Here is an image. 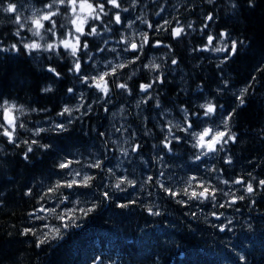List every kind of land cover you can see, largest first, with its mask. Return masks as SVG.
<instances>
[{"label": "trees", "instance_id": "16d2710c", "mask_svg": "<svg viewBox=\"0 0 264 264\" xmlns=\"http://www.w3.org/2000/svg\"><path fill=\"white\" fill-rule=\"evenodd\" d=\"M8 2L16 5L22 21L25 18L30 21L33 13L43 10L44 4L49 3L50 0H0V4L4 7ZM121 3L122 7L128 8L127 12L120 13L124 23L116 25L113 21L109 25L112 31L108 32L104 30L103 24L96 22L100 35L87 37L90 44L88 54L92 56V59L88 60L87 55L81 57L82 61H87L82 63L83 74L90 76L103 72L108 60H112L113 63H119L120 60L126 62V58L131 56V53L119 51L125 47V44H118L117 41L127 39L140 43L142 42L141 33L148 32L152 44L159 41L160 46L145 45L144 49L138 53L140 60L120 70L119 75L122 78L120 82L127 81L131 94L134 95L129 98L127 92L113 87L110 92V103H105L103 100L93 103L96 97L102 94L96 92L94 88H88L81 82L78 74L69 71L73 60L60 48L57 51L62 53V57L57 56L56 51L31 53L24 51L19 45V38L13 35L18 29V25L14 23L15 14L0 11V40L3 41V46L8 47L12 43H17L21 47L19 53H0V94H2L0 98L8 99L25 108V114L20 117V120L25 122L26 127L29 129L32 123L37 122L39 125L35 123L37 126L31 129L49 128L51 121L62 118L55 116L58 109L62 110L65 106L74 108L81 103V95L84 97L85 105L92 104V110L85 116H81L80 112L73 113L79 119L69 125L68 133L57 136L53 132H44L40 137H32L31 132L21 129V138L39 139L41 143L54 145L47 151L35 149L34 146V152L29 154L30 159L27 161L23 158V145L18 148L8 144L6 138L0 137V264H126L131 262L133 264H157L162 261V264H190L189 261L194 264H250L249 259L253 254L260 257V260L254 264H264V252L251 249L259 244L264 247L262 236L264 235V226H262L264 223V191H258L255 195L254 199H258V202L254 204V210L248 209L244 204V202L250 203L249 198L237 201L236 204L224 207L222 210L220 207L214 209L213 202L210 200L201 203L188 200L182 195L172 198L154 182L157 178L163 181L168 175H175V181L167 186L180 191L186 186L183 181L196 175L213 187L228 191V187L219 183L222 179L232 180L236 177H243L245 180H250L248 173L257 177V180L264 179V0H252V6H249L248 0H214V3H209L208 0H137L135 4L132 0H121ZM233 4L236 5L235 8L232 7ZM116 11L118 10L111 9L112 13ZM208 15H212L215 18L214 21H208ZM54 19L58 25H65L64 28H58V35L67 33L72 27L69 23L70 13L58 15ZM103 19L107 21L108 17H103ZM143 20L154 26L169 20L171 27H176L178 20L180 25L184 26L185 33L179 38H173L170 34L171 27L168 25H165L166 30L156 32L155 28L149 29L142 22ZM88 23L91 24L93 21L89 20ZM129 24L131 27L128 26ZM205 24L208 27L202 33L201 29ZM222 31L229 33L231 39L243 40L245 43L240 47L237 55L218 68L214 67L212 62L215 58H222L224 54L204 52L199 49L205 46L207 34L218 36ZM21 35L28 41L36 40L42 44L50 37V34H44V41H39V38L33 37L27 29L22 30ZM55 39L52 38V41ZM81 39L85 38L81 37ZM105 40L108 41L107 44L104 43ZM100 48L105 51L100 52L98 50ZM113 48H116L118 53L110 51ZM173 60L176 61L175 64L172 63ZM150 62L159 65V68L153 70L144 67ZM49 67L56 68L60 72V77L57 78L48 72ZM253 76L256 77L255 81H252ZM157 77L158 81L149 90L152 98L148 99L147 94L140 92L139 85L152 82L153 78ZM225 81H227V87H233L238 92L250 82L253 84L245 95V102L242 106L237 107L239 101L236 95L232 98L235 103H230L229 99L219 100L218 93L226 94ZM48 87L51 91L45 92L44 89ZM69 88L73 89L72 93L68 92ZM218 89L220 91H217ZM226 96L228 97L227 94ZM250 96L255 97L254 102L247 99ZM142 98L147 100V103L143 102ZM208 101L218 107L214 114L206 117L199 105ZM105 107L108 111H105ZM231 107L232 109L237 107L239 111L241 110V114L234 113L230 123L232 131L236 133L237 142L225 145V151L218 155L209 154L201 161L193 162L192 156L195 150L189 142L191 137H187L183 143H173L172 152L163 148L162 139L167 130L168 121L173 123L182 121V108L188 109L192 114L190 119L198 125L196 129L199 131L203 127L214 128L219 125L223 110H231ZM32 109H37V111H32ZM153 110L158 115L154 121H150L148 114ZM84 111L86 108L81 109V112ZM196 113L199 114V119ZM134 114L139 115L138 122L126 119ZM34 115L37 118L32 119V122L29 117ZM62 119L67 120L68 117ZM143 123L147 124V128L153 124L155 129L149 128L147 133L142 132ZM121 126H123L122 131L116 132L115 129ZM162 127L164 131L161 130ZM100 132H104L105 136L100 137L98 135ZM148 132H155V134L150 135ZM176 134L184 136V133L179 131H176ZM143 140L146 145L142 144ZM136 143L140 144V148L137 152H132L130 145L134 146ZM121 149H128V156L122 155ZM105 154L107 156L104 160L105 169L110 167L117 176L124 174L134 181L139 178L135 186L139 192L135 198L132 195L136 192V188H129L125 185L127 191L120 192L112 188L111 195L115 196L105 201L97 185L109 182L114 184L115 177H110L113 180L111 181L107 171L104 173L98 169L84 168L83 171L96 177L92 181V186L83 188V190L74 188V190L61 189V191H64L65 195L72 196L69 198L73 203L68 204V208L73 207L75 202L79 201L80 207L95 204L96 208L93 212L87 216H81L77 212L78 218L75 223L79 225L66 229L61 226L59 220L52 216L44 221L29 222L28 213L40 206L37 201L42 190H46L47 186L55 183L60 176L59 170L55 167L60 159L67 156L86 163L96 157L103 158ZM159 154L164 157L163 166L158 162ZM225 156L231 157V164L224 162ZM6 159L9 160L6 161ZM120 159L126 165L128 164L127 171L131 170L130 173L125 171L120 175L117 169ZM74 167H79V165H74ZM213 167L217 170L216 172L211 170ZM163 170L165 175L160 176ZM136 175L141 177L136 178ZM149 175L153 176L154 181L144 183L142 189L141 183ZM253 183L255 185L256 181ZM239 187V185H234L232 191ZM28 188L33 190L32 197L24 194ZM141 191H145V196L139 194ZM121 193L124 199H121ZM146 194L150 195L151 201H141ZM220 194L222 193H217L216 202L218 204L229 199ZM241 194L243 192H236L237 196ZM177 199H183L187 203L177 204ZM130 201H135V203H129ZM120 204H128V207L122 208ZM54 206V201L46 204V207ZM61 207L65 206L61 205ZM149 207L153 211L158 210L160 215H149L146 210ZM237 208L242 211L241 216L239 211H236ZM168 209H171L173 213L177 211L185 223L173 217ZM216 209L221 211L217 212ZM57 210L60 211V209ZM212 211L216 215L225 211L221 216L224 220L221 217L219 220L215 219ZM192 213L195 215L193 216ZM235 214L238 215L235 216ZM37 215H43V213H37ZM249 215H258L253 220L263 222L260 226L261 232L256 228H248L249 230L243 232L236 230L238 227L245 228L244 223L248 224ZM228 219L231 220L232 225L228 223ZM45 224L61 226L62 239L50 241L48 245L38 248L36 247L38 240L35 236L26 237L22 234L25 227L34 230L42 227L43 231H47L44 228ZM217 224H227L228 227L220 232L218 227L214 226ZM193 226L195 229L191 231ZM140 227L144 233L146 232L145 237L138 235L137 229ZM186 230V235L188 234L186 238L176 240L180 232ZM253 230L257 236L262 234L254 238V234L251 233ZM259 237L262 238L261 241ZM110 241H112L111 244H109ZM198 241L205 242V244L200 246ZM168 245L176 247L173 257L165 254V247L167 246V249ZM241 257L244 258L243 261Z\"/></svg>", "mask_w": 264, "mask_h": 264}, {"label": "snow or ice", "instance_id": "6c2138e0", "mask_svg": "<svg viewBox=\"0 0 264 264\" xmlns=\"http://www.w3.org/2000/svg\"><path fill=\"white\" fill-rule=\"evenodd\" d=\"M133 4L137 2V0H132ZM209 3H214V0H208ZM249 6H252V0H248ZM110 6V7H109ZM233 8L236 7L235 4L232 5ZM65 11H61V10ZM111 9H117L118 11L112 13ZM0 11L15 14L14 23L18 25V29L14 36L19 38V45L22 46V49L28 53L34 51H47L53 52L56 51V55L62 57V53L57 51L59 48H63L67 54L73 58L72 66L69 68L70 72L78 74L80 76V80L84 83L88 88H94L96 92L101 93V96H97L93 103L99 102L103 100L105 103H110V92L113 87H118L120 90L127 92L131 95V89L127 81H121V76L119 75L120 70L125 69L129 64H135L140 60V53L145 45H150L153 47H159L160 42L157 41L155 44H152V40L149 37L148 32L141 33V41L140 43H136L127 39L117 41V43L125 44L123 49L119 51L122 52H130L131 56L126 58L125 60H120L119 63H113L112 60H108L104 67L105 70L103 72H97L94 75H84L82 63H86L87 61H82L80 53L84 52L87 55V59L91 60L92 56L88 54L87 50L90 48L89 41L87 37L89 36H98L100 32L96 26V22L104 25V30L111 32L112 28L109 27L114 21L116 25H122L124 23V19L121 16V12H127L128 8L122 7L121 0H50L49 3L44 4L43 10H38L33 13L32 18H25L23 21L19 13L17 12V7L14 3L8 2L7 6L4 7L3 4H0ZM70 13L69 23L71 24V28L67 31V33H60L58 35V28H64L65 25L57 24V21L54 19L58 15H66ZM159 15V13H157ZM103 17H108V20L105 21ZM214 17L212 15L207 16L208 21H214ZM91 20L93 23L89 24L88 21ZM147 25L149 29L155 28L156 32H160L161 30H166L165 25L171 27V22L169 20H165L163 24L154 26L152 23H148L146 20L142 21ZM177 26L171 27V35L173 38H179L182 34L185 33L184 26L180 25V22L176 21ZM131 27V24L128 25ZM191 27V25H188ZM208 25L205 24L204 28L201 29V32L204 33L205 28ZM27 29L28 32L32 34L33 37L39 38L40 41H44V34H50L49 40L45 41L43 44L37 42L36 40L28 41L24 36L21 35L22 30ZM84 37L85 39H81ZM52 38H56L55 41H52ZM107 40L104 41L107 44ZM243 40H233L230 37V34L227 32H220L219 35L207 34L206 36V44L203 48L199 49V51H212L216 53L224 54L220 59V63L217 65L219 68L221 64L227 63L234 55H237L240 47L244 45ZM219 45V46H216ZM18 46L17 43H12L8 47L3 46V41L0 40V53H8V52H16L19 53L21 51V47ZM165 47H167L165 45ZM100 52L105 51V49H98ZM195 50V49H194ZM112 52L118 53L116 48L110 49ZM119 60V55L117 56ZM173 64L176 63L175 60L172 61ZM146 68H151L153 70L158 69L159 65L151 63L149 65H144ZM48 72L52 73L57 78L60 77V72L57 71L54 67H49L47 69ZM135 74V73H133ZM130 79V77H129ZM256 77H252V81H255ZM158 81L157 78H153L152 82L149 83H141L139 85V89L141 93H145L148 96V99H151L150 89L153 88V84ZM162 83V81H160ZM225 87L228 86L227 81L224 82ZM253 87V84L250 82L245 87H243L238 93H234L236 95L237 100L239 101L237 107L242 106L244 104V97L249 92V90ZM45 92L51 91V88H45ZM220 91V89H218ZM69 93L73 92L72 88L68 89ZM2 95V94H0ZM81 103L76 105L74 108H70L65 106L60 112L57 113L59 117H65L67 115V120L60 121H51L49 128L38 127L36 129H28L24 121L20 120V117L25 114V108L21 105L18 106L13 102H10L8 99L0 98V137L6 138L8 144L14 145L16 147L24 146L23 158L27 161L30 159L31 153L34 152L35 149H43L45 151L54 147L52 143H41L39 139H28L21 138L20 130H24L25 132H31L32 137H40L41 133L44 132H53L57 136L63 133L69 132V125L73 124L75 120L79 119V117H75L73 115L74 112H80L81 116L87 115L88 112L92 110V104L85 105L84 97L81 95L80 97ZM143 100V98H142ZM143 102L147 103V100H143ZM139 107V102L137 104ZM157 107H159V103H157ZM201 109L204 110V116H210L217 111V105L213 104L211 101H208L204 104L199 105ZM222 108V106H219ZM82 108H86V111L81 112ZM32 111H37V109H32ZM105 111H108L107 107H105ZM181 112L183 113V120L173 123L172 121H168L167 130L163 136L162 144L163 148L167 149L168 152H172L173 143L180 144L186 141L187 137H191V147L194 149V153L192 156L193 162L201 161L203 157L209 156V154L218 155L220 152L225 151V145L237 142L236 133L232 131L230 123L233 119V113L235 109L231 112L226 113L222 118L219 125L216 127H203L199 131L196 130L198 125L190 119V114L188 109L182 108ZM197 119H199V114H195ZM123 126L116 128V132H121ZM164 131V128H161ZM126 131V129H124ZM176 131L184 133V136H180L176 134ZM100 137H104L105 133H98ZM133 137L135 134H132ZM113 143H117L113 141ZM128 143V141H125ZM105 146L107 143L105 142ZM132 152H137L140 148V144L136 143L134 146L130 145ZM155 147V145H154ZM121 154L124 156H128V149H121ZM107 159V156L103 158L96 157L93 160L82 163L81 160L75 158H68L67 156L60 159L59 163L55 165V167L59 170L60 176L56 179L55 183L49 184L46 190H42L37 203L40 205L35 211L28 213L30 217L29 222L33 221H44L49 216L54 217L56 220L61 222L63 228L78 226L75 221L78 218L76 213L79 212L81 216H87L91 212H93L96 208L95 204H91L87 207H80L79 201H76L74 206L68 208L67 205L73 203L69 195H65L61 189H74V188H89L92 186V181L95 180V176L89 174L88 172L83 171L84 168L88 169H98L101 172L107 171L109 177H115V183H107L103 185H97L100 189L101 194L103 195L105 200H111V189L115 188L120 192L127 191V187L135 188L136 182L132 179H129L127 175L117 176L116 172L112 168L105 169L104 160ZM224 162L226 164H231L232 159L230 156H225ZM164 157L160 156L158 162H160L163 166ZM74 165H79V167H74ZM213 172L217 170L213 167L211 169ZM164 172H160V176H163ZM251 177L250 180H245L243 177H236L232 180H221L226 187H228V191H224L223 189H217L209 184L207 181L197 177L196 175H192L188 177L183 183L186 185L180 191H177L174 188L167 187L161 180L156 179L154 181L153 176L149 175L146 177L144 181L141 183V188H143L144 183L155 182L159 184L160 188L164 193L169 195L172 198H176L178 195L186 196L188 200L191 201H199L203 203L204 201H212L213 207H230L237 203V201H243L246 198L251 199V203L254 205L256 203L254 197L258 193V191H264V179L257 180V177L253 176L251 173L247 174ZM253 181H256L254 185ZM234 185H239V188H236L235 191H232V187ZM242 191L243 194L237 196L236 192ZM222 193L224 196L229 197L228 200L224 201V203H217V193ZM26 196L32 197L34 195L32 188H28L25 193ZM54 201V207H46V204ZM43 202V203H41ZM129 203H135V201H130ZM177 204H186L187 201L183 199H177ZM61 205H64V208H60ZM120 207H128V204H120ZM57 209H60L58 211ZM149 215L159 216L160 212L153 211L151 207L146 209ZM236 211H239L237 208ZM37 213H43V215H37ZM194 216L195 213H192ZM215 219L219 220L223 213L220 215H216L215 212L212 213ZM231 223V220L228 221ZM218 227L220 231H224L227 225H214ZM44 228L47 231L34 230L33 228L25 227L22 230V234L24 236L32 235L35 236L38 240L36 247H41L42 245L48 244L50 241H55L58 239H62V228L61 226L56 225H48L45 224ZM243 257L241 260L243 261Z\"/></svg>", "mask_w": 264, "mask_h": 264}, {"label": "bare ground", "instance_id": "6f19581e", "mask_svg": "<svg viewBox=\"0 0 264 264\" xmlns=\"http://www.w3.org/2000/svg\"><path fill=\"white\" fill-rule=\"evenodd\" d=\"M139 2H140V1H139ZM239 54H240V53H239ZM238 57H239V56H238ZM220 59H221V58H219V57H218V58H215L214 61L212 62V64L215 65V64L220 63ZM20 60H21V59H20ZM222 67H223V66H222ZM101 72H102V71H101ZM217 91H218V90H217ZM225 92H226V91H225ZM226 94L228 95V93H226ZM226 94L223 93V92L218 93L219 100H224V99L228 100V97L226 96ZM247 99L250 100V102H254V101H255V97H253V96H250V97H248ZM233 103H235V102L233 101ZM50 104H51V103H50ZM256 104H257V102H256ZM224 105H225V104H224ZM226 105H227V104H226ZM226 105H225V106H226ZM232 105H233V104H232ZM222 106H223V105H222ZM235 106H236V104H235ZM225 108H226V107H225ZM223 109H224V108H223ZM223 109H222V110H223ZM60 110H61V108H60ZM229 110H230V109H229ZM229 110L224 109L223 112H222V114H221V118H222L226 113L231 112V111L233 110L232 107H231V110H230V111H229ZM240 111H241V110H240ZM240 111H239L238 109H235V112H234V113L240 115V114H241ZM234 113H233V114H234ZM46 116H47V115H46ZM53 116H54V114H53ZM55 116H56V115H55ZM55 116H54V117H55ZM37 117H39L38 114H37ZM37 117L34 115V116H30L29 118H31L30 121H32V119L37 118ZM48 117H50V116H48ZM26 118H27V117H26ZM29 118H28V119H29ZM59 118H60V117H59ZM63 118L66 119V118H67V115H65V117H63ZM54 119H56V118H54ZM61 119H62V118H61ZM61 119H60V120H61ZM126 119L129 120V121H131L130 118H127V117H126ZM35 120H37V119H35ZM56 120H57V121H60V120H58V119H56ZM30 121H29V122H30ZM32 122H33V121H32ZM34 122H35V121H34ZM35 123H37V122H35ZM37 124H38V123H37ZM31 125H32V124H31ZM38 125H39V124H38ZM34 126H35V125H34ZM35 127H36V126H35ZM234 127H235V126H234ZM196 130H197V129H196ZM41 134H43V133H41ZM243 134H244V133H243ZM150 135H151V134H150ZM139 140L141 141V139H139ZM90 143H91V142H90ZM93 144H94V143H93ZM142 144L146 145L145 140H143ZM147 144H148V143H147ZM91 145H92V144H91ZM92 146H93V145H92ZM94 146H96V145H94ZM184 146H185V145H184ZM186 146H187V145H186ZM86 148H87V147H86ZM159 155H160V154H159ZM160 156H161V155H160ZM4 158H5V157H4ZM7 158H8V157H7ZM179 159H180V158H179ZM3 160H4V159H3ZM8 160H9V159H8ZM8 160L6 159V161H8ZM158 160H159V159H158ZM177 160H178V159H177ZM152 161H153V159H152ZM171 161H172V160H171ZM171 161H170V162H171ZM180 161H181V160H180ZM4 162H5V161H4ZM154 162H155V161H154ZM118 163H119V166L117 167V169L119 170L120 175H121V174H123V172L127 171V165H128V164L126 165L125 162H124L122 159H120ZM168 163H169V162H168ZM136 164H137V162H136ZM165 165H166V164H165ZM171 166H172V165H171ZM128 168H129V167H128ZM130 168H131V167H130ZM134 168H135V167H134ZM165 168H166V166H165ZM165 168H164V169H165ZM167 168H168V167H167ZM0 169H1V168H0ZM131 169H132V168H131ZM142 169H143V168H142ZM96 170H97V169H96ZM137 170H138V168H137ZM167 170H168V169H167ZM170 170H171V167H170ZM179 170H181V169H179ZM179 170H176V171H179ZM130 171H131V170H130ZM130 171H127L126 173H128V172L130 173ZM100 172H101V171H100ZM103 172H104V171H103ZM137 172H138V171H137ZM141 172H142V170H141ZM143 172H144V171H143ZM163 172H165V171L163 170ZM166 172H167V171H166ZM169 172H170V171H169ZM171 172H172V171H171ZM104 173H105V172H104ZM95 174H97V172H96ZM137 174H138V173H137ZM140 174H141V173H140ZM169 174H170V173H169ZM177 174H178V173H177ZM177 174H176V175H177ZM179 174H180V173H179ZM181 174H182V173H181ZM194 174H195V173H194ZM105 175H106V174H105ZM107 175H108V174H107ZM123 175H124V174H123ZM164 175H165V174H164ZM93 176H95V175H93ZM98 176H99V175H98ZM103 176H104V175H103ZM129 176H131V175H129ZM180 176H181V175H180ZM100 177H102V176H100ZM127 177H128V176H127ZM138 177H141V176L138 175ZM138 177H137V175H136V178H138ZM95 178H96V177H95ZM109 178H110V177H109ZM130 178H131V177H130ZM110 179H111V181H113L112 178H110ZM138 179H139V178H138ZM138 179H137V180H138ZM175 179H176V176L173 175V178H172V180H171V184L175 181ZM137 180H136V181H137ZM114 181H115V180H114ZM136 181H135V182H136ZM108 182H109V181H108ZM162 182H163V181H162ZM136 183H137V182H136ZM138 183H139V182H138ZM149 183H150V182H149ZM163 183H164V182H163ZM216 183H217V182H216ZM219 183H221V182H219ZM219 183H218V185H219ZM164 184L167 186V183H164ZM209 184H210V183H209ZM157 185L159 186V184H157ZM136 186H137V185H136ZM139 186H140V185H139ZM214 186H215V185H214ZM221 186H222V184H221ZM126 187H127V186H126ZM167 187H168V186H167ZM215 187H216V186H215ZM129 188H130V187H129ZM135 188H136V187H135ZM143 188H144V187H143ZM143 188H142V189H143ZM220 188H221V187H220ZM223 188H224V186H223ZM77 189H78V188H77ZM137 189H138V188H136V192L132 195V196H134V198H135V195L139 192V191H137ZM218 189H219V188H218ZM224 189H226V188H224ZM73 190H74V189H73ZM81 190H83V188H82ZM81 190H80V191H81ZM127 190H128V189H127ZM131 190H132V193H133V192H134L133 189H131ZM131 190H129V191H131ZM138 190H139V189H138ZM140 190H141V189H140ZM226 190H227V189H226ZM228 190H229V189H228ZM63 192H64V191H63ZM77 192H78V191H77ZM143 192H144V191H143ZM241 192H242V191H241ZM73 193H74V191H73ZM81 193H82V192H81ZM119 193H120V192H119ZM148 193H149V192H148ZM38 194H40V193H38ZM66 194H67V193H66ZM68 194H69V193H68ZM70 194H71V193H70ZM112 194H113V193H112ZM121 194H122V193H121ZM139 194H141V192H140ZM78 195H79V194H78ZM125 195H126V194H125ZM141 195H144V196H145V194H141ZM220 195L222 196V194H220ZM113 196H115V195H113ZM113 196H112V197H113ZM121 196H122L121 199H124V198H123L124 195L122 194V195H120V197H121ZM168 196H169V195H168ZM37 197H38V196H37ZM69 197H72V196L69 195ZM73 197H74V196H73ZM77 197H78V196H77ZM126 197H127V196H126ZM115 198H116V197H115ZM115 198H114V199H115ZM118 198H119V195H118ZM134 198H133V199H134ZM169 198H170V197H169ZM73 199H74V198H73ZM76 199H77V198H76ZM102 199H104V197H103ZM114 199H113V200H114ZM127 199H128V198H127ZM127 199H126V200H127ZM70 200H71V199H70ZM77 200H78V199H77ZM104 200H105V199H104ZM118 200H119V199H118ZM145 200H147L146 197H145L143 200H141V201H145ZM250 200H251V199H250ZM74 201H75V199H74ZM105 201H106V200H105ZM148 201H149V200H148ZM174 201H175V199H174ZM255 201H256V203H257V202H258V199H255ZM71 204H72V203H71ZM244 204H248V206H249V205H251L252 203H251V201H250V203H246V202H244ZM63 206H64V205H63ZM68 207H69V206H68ZM249 207H250V206H249ZM61 208H63V207H61ZM212 208H213V207H212ZM212 208H211V209H212ZM215 208H216V207H215ZM215 208H214V209H215ZM251 208H254V205H252ZM201 209H202V208H201ZM203 209H205V208H203ZM155 210H156V209H155ZM168 210L171 211V209H168ZM222 210H223V208H222ZM224 210H225V209H224ZM58 211H59V210H58ZM200 211H201V210H200ZM202 211H203V210H202ZM202 211H201V212H202ZM210 211H211V210H210ZM216 211H217V209H216ZM219 211H221V210L218 209L217 212H219ZM212 212H213V211H212ZM230 212H231V211H230ZM230 212H229V213H230ZM209 213H210V212H209ZM223 213H225V211H223ZM226 213H227V212H226ZM239 213H240V216H241L242 211L239 210ZM198 214H200L199 211H198ZM201 214H202V213H201ZM203 215H204V212H203ZM207 215H208V214H207ZM207 215H206V216H207ZM219 215H220V214H219ZM237 215H238V214H237ZM237 215L235 214V216H237ZM178 216H179V221L182 220L181 222H184L183 219H182V217H181L180 215H178ZM180 217H181V218H180ZM135 218H136V216H135ZM225 218H226V217H225ZM253 218H254V217H252V216L249 215V221H248V224H247V222L244 223V224H246L245 228H240V227L237 228V227H235V229L237 228L236 230H239V231H242V232H243L244 230H247L248 228H249V229L256 228V230L258 229V230L261 232L260 226H261V223L264 222V220H263V222H261L260 220H253ZM202 219H204V218L202 217ZM221 219H222V217H221ZM234 219H235V218H234ZM136 220H137V219H136ZM198 220H199V219H198ZM210 220H211V219H209V221H210ZM222 220H224V219H222ZM226 220H227V219H226ZM228 220H229V219H228ZM185 221H186V220H185ZM204 221H206V220H204ZM211 221H212V220H211ZM240 221H242V220H240ZM245 221H246V220H245ZM224 222H225V221H224ZM232 222H233V221H232ZM235 222H237V220H236ZM243 222H244V221H243ZM126 223H127V222H126ZM138 223H139V222H138ZM184 223H185V222H184ZM4 224H5V223H4ZM213 224H214V223H213ZM220 224H221V223H220ZM233 224H234V223H233ZM78 225H79V224H78ZM217 225H219V224H217ZM224 225H225V224H224ZM226 225H227V224H226ZM230 225H232V223H231ZM230 225H229V226H230ZM234 225H235V224H234ZM236 225H237V224H236ZM236 225H235V226H236ZM61 226H62V225H61ZM211 226H212V225H211ZM262 226H264V223L262 224ZM227 227H228V226H227ZM231 227H232V226H231ZM79 228H80V227H79ZM120 228H121V227H120ZM194 229H195V227L193 226L192 229H191V231H193ZM218 229H219V228H218ZM249 229H248V230H249ZM209 230H210V229H209ZM226 230H227V229H226ZM236 230L233 229V231H236ZM153 231H154V230H153ZM191 231H190V232H191ZM210 231H211V230H210ZM210 231H209V232H210ZM227 231H228V230H227ZM231 231H232V230H231ZM259 231H257V232H259ZM63 232H64V231H63ZM72 232H73V231H72ZM72 232H71V233H72ZM186 232H187V230H186L185 232H182V231H181L180 234H179L180 236H179L178 238H176V240H184V239L186 238V236L188 235V234L186 235ZM220 232H221V231H220ZM262 232H263V231H262ZM137 233H138V235H139L140 237H145V234H146V232L144 233V232L141 230V227L139 228V230H137ZM206 233H207V232H206ZM212 233H213V232H212ZM231 233H232V232H231ZM244 233H245V232H244ZM251 233L254 234V238H256V237H258V236H260V235L262 234V233H261L260 235L257 236V233L255 232V230H253ZM210 234H211V233H210ZM208 235H209V234H208ZM205 236H206V234H205ZM262 236H263V238H264V235H262ZM150 238H151V237H150ZM160 238H161V237H160ZM259 238H260V237H259ZM171 239H172V238H171ZM261 239H262V238H260V241H261ZM58 240H61V239H58ZM176 240H175V241H176ZM208 240H209V239H208ZM246 240H247V239H246ZM253 240H254V239H253ZM134 241H135V240H134ZM167 241H168V240H167ZM173 241H174V240H173ZM206 241H207V240H206ZM210 241H211V240H210ZM256 241H257V240H256ZM263 241H264V240H263ZM164 242H166V241H164ZM198 242H199V245H200V246H203V245L205 244V242H202V241H198ZM198 242H197V243H198ZM212 242H213V241H212ZM238 242H239V241H238ZM253 242H254V241H253ZM258 242H259V241H258ZM258 242H257V243H258ZM70 243H71V242H70ZM111 243H112V241L109 242V244H111ZM171 243H173V242H171ZM248 243H249V242H248ZM167 244H169V243L167 242ZM208 244H210V243H208ZM251 244H252V242H251ZM61 245H62V244H61ZM63 245H64V244H63ZM161 245H162V244H161ZM218 245H219V244H218ZM30 246H31V245H30ZM55 246H56V245H55ZM59 246H60V245H59ZM163 246H164V244H163ZM168 246H169V245H168ZM197 246H198V245H197ZM253 246H254V245H253ZM166 247H167V246H166ZM166 247H165V254H166V256H172V257H173V255H174V253H175V250H176V247L173 246V245H170L167 249H166ZM219 247H220V246H219ZM70 248H71V247H70ZM119 248H120V247H119ZM191 248H192V247H191ZM163 249H164V248H163ZM251 249H253V250H254V249H257V250H258V249H259V251H260L261 253L264 252V247H263L261 244H259V245H255V247H254V248H251ZM114 250H115V249H114ZM120 250H121V249H120ZM190 251H191V250H190ZM259 251H258V252H259ZM143 252H144V251H143ZM253 253H254V251H253ZM145 254H146V253H145ZM257 254H258V253H257ZM259 254H260V253H259ZM154 255H155V254H154ZM150 256H151V255H150ZM194 256H195V255H194ZM66 257H67V256H66ZM128 257H129V256H128ZM261 258H262V257H261ZM135 259H136V258H135ZM160 260H161V259H160ZM257 260H260V257H258V255H256V254H253V255L250 256L249 262H250V264H251V263L254 264L255 262H257ZM156 261H158V260H156ZM169 261H170V259H169ZM203 261H204V260H203ZM171 262H172V261H171ZM162 263H163V261H162V262H158L157 264H162ZM126 264H133V262H131V263H126ZM167 264H168V263H167Z\"/></svg>", "mask_w": 264, "mask_h": 264}, {"label": "rangeland", "instance_id": "374dc122", "mask_svg": "<svg viewBox=\"0 0 264 264\" xmlns=\"http://www.w3.org/2000/svg\"><path fill=\"white\" fill-rule=\"evenodd\" d=\"M40 41V40H39ZM219 64V63H218ZM218 64H215L214 65V67H217V65ZM222 65V64H221ZM221 65H220V67H221ZM224 91H226V93H228V99H229V102L230 103H232L233 101H232V98L234 97V93H238V91H236V89L235 88H233V87H226L225 89H224ZM132 95H134V94H131V95H128V97L130 98ZM63 109V108H62ZM235 109H237V107L235 108ZM61 110H60V108L58 109V112H60ZM57 112V113H58ZM55 113V112H54ZM53 113V114H54ZM57 113H56V116H57ZM149 117H150V121H154V118L155 117H157V113L156 112H154V110L153 111H151L149 114ZM130 118V120L131 121H133V122H138L139 120V115H137V114H134L133 116H131V117H129ZM37 126L35 123H32V125H31V127H35V126ZM31 127L29 128V129H31ZM149 128L150 129H155V127H154V125L153 124H150V126H149ZM149 128H147V124L146 123H143V130H142V132H145V133H147L146 131L149 129ZM149 133V132H148ZM149 134H151V135H154L155 134V132L153 133H149ZM95 144V143H94ZM172 178H173V175H168L167 177H165L164 178V180H163V182L164 183H167V185H170L171 184V180H172ZM158 179V178H157ZM141 194H145V191L143 192V191H141ZM149 197H150V195H147L146 194V198H147V200H149V201H151V199H149ZM246 205V207L248 208V209H250V210H254L255 208H250L249 206H248V204H245ZM170 212V214L173 216V217H175L176 219L177 218H179V216L178 215H180L177 211L175 212V213H173L172 211H169ZM139 216V215H138ZM181 216V215H180ZM250 216H252V217H258V215H250ZM42 229V227H40L39 228V230H41ZM137 230H139V229H137ZM49 244V243H48ZM48 244H45V245H48ZM189 263L190 264H194V262H190L189 261Z\"/></svg>", "mask_w": 264, "mask_h": 264}]
</instances>
